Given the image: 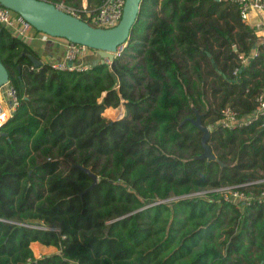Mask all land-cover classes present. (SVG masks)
<instances>
[{
    "label": "trees",
    "instance_id": "16d2710c",
    "mask_svg": "<svg viewBox=\"0 0 264 264\" xmlns=\"http://www.w3.org/2000/svg\"><path fill=\"white\" fill-rule=\"evenodd\" d=\"M255 39L230 0H142L119 55L69 70L35 65L0 26L19 100L0 125V264H264V203L213 190L264 179V112L219 122L223 106L246 117L264 95V52L238 65ZM197 113L213 159L200 157ZM32 241L56 250L36 256Z\"/></svg>",
    "mask_w": 264,
    "mask_h": 264
},
{
    "label": "built area",
    "instance_id": "2783aa9c",
    "mask_svg": "<svg viewBox=\"0 0 264 264\" xmlns=\"http://www.w3.org/2000/svg\"><path fill=\"white\" fill-rule=\"evenodd\" d=\"M125 0H103L102 3L94 8L88 9L86 5L83 4L81 8L74 6H69L64 4L63 1L55 3V6L64 10L70 14H73L79 18L84 19L88 23L94 26L100 27H111L115 25L122 15L123 4ZM236 4L241 21L250 25V15L255 14V22L253 23V28L255 30H261L264 32V0H230ZM0 26L6 27L13 34L18 35L24 39L31 37L29 30L34 27L19 13L13 11L12 9L2 5L0 3ZM86 45L81 43H76L67 40L65 46L64 55L59 60H54L51 65L57 69H86L92 63H88L83 56ZM124 45L117 48L113 52L114 57L119 55L123 49ZM258 48L255 45L248 55L243 52L238 54V65H244L249 57L256 56L260 49L264 52V35L263 39ZM83 56L77 63L76 59L78 55ZM93 55L96 60H101L105 62H110L108 57L101 58L97 50L94 51ZM67 60H71L69 64ZM95 60V61H96ZM238 70L236 66L233 70L235 74ZM8 83V82H6ZM3 86V85H2ZM1 88V87H0ZM0 90V125L11 115L12 110L18 104V96L16 88L9 84ZM4 95L8 97V101L4 99ZM257 105L253 112L242 117L239 115L238 110L230 105H225L220 109V119L219 122L223 127L233 129L242 124H247L255 120L259 114L264 112V95L260 92L256 96ZM264 179L249 180L234 184H223L219 185L213 190L217 191L225 200L232 201L240 206L249 205L252 202L264 203V186L259 185ZM203 191L193 192L192 194H198Z\"/></svg>",
    "mask_w": 264,
    "mask_h": 264
},
{
    "label": "water",
    "instance_id": "95a60500",
    "mask_svg": "<svg viewBox=\"0 0 264 264\" xmlns=\"http://www.w3.org/2000/svg\"><path fill=\"white\" fill-rule=\"evenodd\" d=\"M141 1L125 0L121 18L111 27L91 25L84 19L61 10L48 0H0V3L21 14L36 30L51 37H63L66 40L84 44L97 50L101 58L108 57L112 60L114 58L113 52L129 42V32L137 18ZM32 61L35 65L42 63V60L36 57H32ZM67 62L70 64L71 60H67ZM7 81L8 71L0 60V87ZM120 106L121 104L116 107ZM191 121L202 132L200 140L203 150L200 157L215 158L208 144L210 130L201 122L198 113L195 118H191ZM220 164L224 163L220 161ZM90 175L93 182L89 187H92L97 176L92 172Z\"/></svg>",
    "mask_w": 264,
    "mask_h": 264
},
{
    "label": "crops",
    "instance_id": "0c3cea01",
    "mask_svg": "<svg viewBox=\"0 0 264 264\" xmlns=\"http://www.w3.org/2000/svg\"><path fill=\"white\" fill-rule=\"evenodd\" d=\"M87 4L86 0H82V5ZM255 14L250 15V25L253 27V23L255 22ZM31 37L26 39L27 43L30 44L39 54V58L42 62H53L54 60H59L64 55L65 46L67 44V40L61 37H51L43 32L37 31L34 28L30 30ZM257 33L255 44L259 45L263 39L264 32L261 30H255ZM85 60L94 62L96 57L93 54L88 56H84ZM124 105L122 104V108ZM32 245H36L37 241H32Z\"/></svg>",
    "mask_w": 264,
    "mask_h": 264
},
{
    "label": "rangeland",
    "instance_id": "374dc122",
    "mask_svg": "<svg viewBox=\"0 0 264 264\" xmlns=\"http://www.w3.org/2000/svg\"><path fill=\"white\" fill-rule=\"evenodd\" d=\"M29 33H31L30 30H29ZM256 36H257V33H256ZM85 48L86 49L84 50V52H82L83 53V56H85V55L88 56L89 53L90 54H93L94 51H95L94 48H91V47H88V46H86ZM234 48H235V46H234ZM83 56H81V54L78 55V58L76 59L77 63L79 62V60ZM88 63H91V62L88 61ZM7 85H8V83H5V84H3V86H1L0 90H1L2 93H3L2 89L5 88ZM4 99L8 101V97L6 95H4ZM122 104L123 103H121V106L118 107V108L117 107H114V108H117V109L109 110L108 111V115H105V116L107 118H109V119H116L117 117L122 116V113H124V109H125L124 107L122 108ZM103 110L104 109L102 108V110H101L102 113H103ZM207 127H208L209 130L211 129V126L210 125H208ZM30 246H31V248H32V250H33V252H34V254L36 256H39V255H42V254H46V253H51V252H53V251L56 250V247L55 246H53V245H45V244L40 243L39 241H37L36 245H32V243H30Z\"/></svg>",
    "mask_w": 264,
    "mask_h": 264
}]
</instances>
